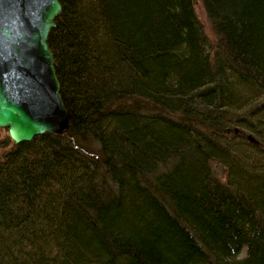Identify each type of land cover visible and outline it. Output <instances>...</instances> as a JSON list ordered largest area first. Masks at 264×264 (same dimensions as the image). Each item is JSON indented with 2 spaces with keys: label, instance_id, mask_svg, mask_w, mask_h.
Returning a JSON list of instances; mask_svg holds the SVG:
<instances>
[{
  "label": "trees",
  "instance_id": "trees-1",
  "mask_svg": "<svg viewBox=\"0 0 264 264\" xmlns=\"http://www.w3.org/2000/svg\"><path fill=\"white\" fill-rule=\"evenodd\" d=\"M60 2L69 128L6 134L0 264H264V0H202L214 40L196 0Z\"/></svg>",
  "mask_w": 264,
  "mask_h": 264
},
{
  "label": "water",
  "instance_id": "water-1",
  "mask_svg": "<svg viewBox=\"0 0 264 264\" xmlns=\"http://www.w3.org/2000/svg\"><path fill=\"white\" fill-rule=\"evenodd\" d=\"M62 12L60 0H0V129L14 145L69 128L49 45Z\"/></svg>",
  "mask_w": 264,
  "mask_h": 264
},
{
  "label": "rangeland",
  "instance_id": "rangeland-1",
  "mask_svg": "<svg viewBox=\"0 0 264 264\" xmlns=\"http://www.w3.org/2000/svg\"><path fill=\"white\" fill-rule=\"evenodd\" d=\"M196 12H197V15L201 21V23L203 24L204 26V29L206 31V35L210 38V39H213L215 38V33H214V30H213V27L211 25V21H209V18H208V14L206 12V9H205V6L202 2V0H196ZM261 103H264V97L260 98L259 101H257V104H261ZM251 106H249L250 108ZM264 123V122H263ZM6 131L5 132H1L0 133V147L2 146V142L6 136V134L8 133V130L7 129H4ZM250 135H252L253 137L256 136L255 133L253 132H249ZM248 153L250 154H253V152L251 151H248ZM254 155V154H253ZM257 157V156H255ZM252 164V163H251Z\"/></svg>",
  "mask_w": 264,
  "mask_h": 264
}]
</instances>
